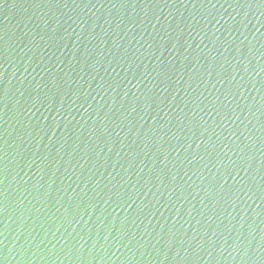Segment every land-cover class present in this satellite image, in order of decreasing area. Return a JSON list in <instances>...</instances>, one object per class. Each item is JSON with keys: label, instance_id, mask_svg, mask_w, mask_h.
<instances>
[{"label": "water", "instance_id": "obj_1", "mask_svg": "<svg viewBox=\"0 0 264 264\" xmlns=\"http://www.w3.org/2000/svg\"><path fill=\"white\" fill-rule=\"evenodd\" d=\"M0 264H264V0H0Z\"/></svg>", "mask_w": 264, "mask_h": 264}]
</instances>
